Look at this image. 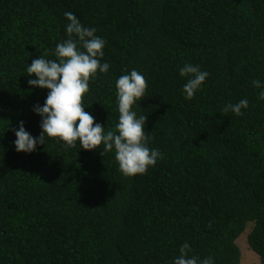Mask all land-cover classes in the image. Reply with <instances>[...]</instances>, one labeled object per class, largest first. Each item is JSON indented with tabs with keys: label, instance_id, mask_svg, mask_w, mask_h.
Instances as JSON below:
<instances>
[{
	"label": "trees",
	"instance_id": "16d2710c",
	"mask_svg": "<svg viewBox=\"0 0 264 264\" xmlns=\"http://www.w3.org/2000/svg\"><path fill=\"white\" fill-rule=\"evenodd\" d=\"M105 41L107 73L90 80L85 111L105 132L119 121L116 81L147 82L132 106L147 116L162 158L125 177L113 152L46 137L17 152L19 122L34 138L48 89L26 68L56 59L64 13ZM185 64L209 73L185 99ZM259 80L261 87H254ZM264 0H0V264H174L180 247L213 264H241L238 238L264 264ZM237 116L223 109L242 99Z\"/></svg>",
	"mask_w": 264,
	"mask_h": 264
},
{
	"label": "clouds",
	"instance_id": "9594fccd",
	"mask_svg": "<svg viewBox=\"0 0 264 264\" xmlns=\"http://www.w3.org/2000/svg\"><path fill=\"white\" fill-rule=\"evenodd\" d=\"M66 18L65 32L67 39L57 44L54 60L39 56L26 68L31 87L48 89L43 106L35 105L34 112L41 117V133L34 138L19 122L14 143L17 152L32 153L37 144L45 145L46 137L63 143L66 148H80L86 151L97 150L103 145L102 156L113 152L121 174L132 177L145 174L150 166H155L163 154L158 149L148 147L149 137L145 134L147 116L137 118L132 106L145 97L147 82L145 77L135 69L122 75L116 81L119 121L115 130L105 132V127L96 123L94 117L85 111L83 97L89 91V82L97 73H107L108 63H101L104 56L105 41L98 37L95 28L84 27L71 12L64 13ZM181 77H186L183 93L186 100H191L201 89L209 73L201 71L199 66L185 64L180 68ZM254 87L260 88L261 82L254 80ZM258 99L264 100V91ZM249 107L245 98L235 104H228L223 112L229 111L237 116ZM187 243L179 249L174 264H198V258L189 256ZM199 264H213L207 257Z\"/></svg>",
	"mask_w": 264,
	"mask_h": 264
},
{
	"label": "rangeland",
	"instance_id": "374dc122",
	"mask_svg": "<svg viewBox=\"0 0 264 264\" xmlns=\"http://www.w3.org/2000/svg\"><path fill=\"white\" fill-rule=\"evenodd\" d=\"M253 225H254L253 222L248 223L246 231L242 233L237 240V243L242 250L241 264H263L261 262L259 255L249 246L248 236Z\"/></svg>",
	"mask_w": 264,
	"mask_h": 264
}]
</instances>
